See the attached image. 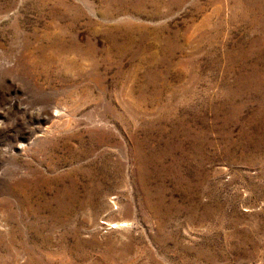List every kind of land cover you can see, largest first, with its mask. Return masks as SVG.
Returning <instances> with one entry per match:
<instances>
[{
  "label": "rangeland",
  "instance_id": "obj_1",
  "mask_svg": "<svg viewBox=\"0 0 264 264\" xmlns=\"http://www.w3.org/2000/svg\"><path fill=\"white\" fill-rule=\"evenodd\" d=\"M0 264H264V0H0Z\"/></svg>",
  "mask_w": 264,
  "mask_h": 264
}]
</instances>
